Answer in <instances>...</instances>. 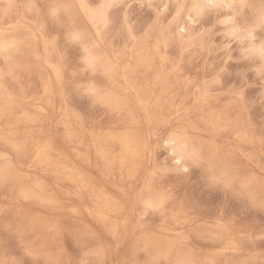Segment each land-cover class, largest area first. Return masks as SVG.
Here are the masks:
<instances>
[{"label":"clouds","instance_id":"1","mask_svg":"<svg viewBox=\"0 0 264 264\" xmlns=\"http://www.w3.org/2000/svg\"><path fill=\"white\" fill-rule=\"evenodd\" d=\"M0 264H264V0H0Z\"/></svg>","mask_w":264,"mask_h":264}]
</instances>
